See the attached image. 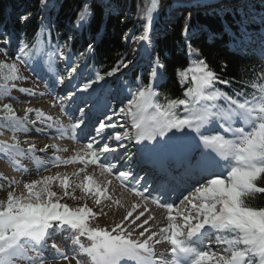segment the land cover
I'll list each match as a JSON object with an SVG mask.
<instances>
[{"label":"snow or ice","instance_id":"snow-or-ice-1","mask_svg":"<svg viewBox=\"0 0 264 264\" xmlns=\"http://www.w3.org/2000/svg\"><path fill=\"white\" fill-rule=\"evenodd\" d=\"M183 4L189 14L177 46L188 63L175 70L182 98H162L159 91L167 78L165 63L153 56L161 0H139L123 36L132 59L121 55L103 73L87 63L99 32L91 43L84 41L83 52L72 49L92 33L98 16L111 14L110 0H71L63 42L54 14L64 0H37L31 34L0 30V136L9 133L0 140V159L21 175L30 172L23 161H31L37 172V178L19 181L0 174V188H12L0 199V264H85V258L88 264H264V206L251 202L264 198V66L248 80L222 78L193 46L199 30L191 24V9L211 5ZM32 18L27 9L17 17L25 26ZM22 67L36 77L31 87L22 86L30 79ZM137 69L134 79H121L116 92L101 96L106 77ZM44 97L59 115L32 106ZM16 104L25 105L22 114ZM53 133L55 140L86 142L64 157L59 153L67 147L37 143ZM133 142L142 159L150 154L151 176L130 167ZM69 165L79 167L52 171ZM114 181L134 199L117 195ZM20 183L18 194L14 186ZM160 245L167 247L158 252Z\"/></svg>","mask_w":264,"mask_h":264},{"label":"trees","instance_id":"trees-1","mask_svg":"<svg viewBox=\"0 0 264 264\" xmlns=\"http://www.w3.org/2000/svg\"><path fill=\"white\" fill-rule=\"evenodd\" d=\"M139 0H110L115 9L111 14H105L103 18L98 16L93 22L92 33L85 32L82 39L73 42V52L79 54L83 52L87 45L85 40L92 42L91 35L100 33L98 46L95 56L88 59L87 63L95 70L107 72L111 70L121 55L127 54V59L131 56V47L126 45L123 39L124 32L132 27V18L136 14V4ZM71 0H64V8L59 13L54 14V22L59 19L62 27L56 31L61 32V42L67 35L63 31L69 23L67 9ZM163 5L162 14L159 17L157 28L160 35L157 39V46L153 56H160L161 61L166 65L167 78L161 85L159 91L163 95L172 98H182L183 87L177 82L175 70L187 65V57L177 46L180 40V29L188 16V11L181 9L179 13H174V5L171 0H161ZM228 9L223 14L216 9L197 10L191 9V24L198 29V38L193 41V46L198 48L211 68L224 79H233L235 81L248 80L253 78V72L259 71L264 66V56L252 50H239L233 45L234 36H240L242 16L237 10V6L226 3ZM244 7V5H242ZM231 8V9H229ZM261 9L260 6H256ZM33 13V18L29 24L21 25L18 22V15L25 13V10ZM37 11V0H0V30L7 29L15 35H19L23 28L28 34H31L36 24L35 13ZM126 14H130L127 23H122ZM171 15L172 17L169 18ZM74 19V17H72ZM244 22L243 26L248 29L253 28V24ZM166 30V31H165ZM15 46V45H13ZM14 55V54H13ZM0 59H4L0 54ZM226 66V67H225ZM23 73V67L21 68ZM139 74V69L135 73H129L124 77L117 74L115 77H106V82L111 89L118 87L121 79H128L131 76ZM23 75H25L23 73ZM26 76V75H25ZM144 81L147 83V73L144 74ZM223 87V86H221ZM15 91L13 95H15ZM254 205L264 206V198H258L251 201Z\"/></svg>","mask_w":264,"mask_h":264},{"label":"rangeland","instance_id":"rangeland-1","mask_svg":"<svg viewBox=\"0 0 264 264\" xmlns=\"http://www.w3.org/2000/svg\"><path fill=\"white\" fill-rule=\"evenodd\" d=\"M235 1V2H234ZM236 1H240V2H236ZM223 2H225V3H228V4H230V5H234L235 3V5L237 6V10H239V11H241V15H243V14H245V15H247V14H250V16L251 17H255V19L256 20H252L253 22H257V24L259 25V26H261L262 25V22H261V17H264V0H247V2H250V3H252L253 2V4H254V12H252V10L251 9H247V3H246V0H233L232 2L230 1V2H227V1H223ZM232 3V4H231ZM244 3V4H243ZM242 4L244 5V7L242 6ZM174 6H176V5H174ZM256 6H260L261 7V9H258V10H256ZM216 7V9H217V11L218 12H220V13H223V11L225 10V9H227L226 8V5H221V6H215ZM112 9H115V7L112 5ZM182 8L180 7H175V9H174V13H179V11L181 10ZM196 9V8H195ZM199 9H201V10H210V8L209 9H203V8H199ZM229 9H231V8H229ZM247 10V11H246ZM240 13V12H239ZM125 14H126V12H125ZM173 15H171V13H170V16H169V18L170 17H172ZM243 18V17H242ZM246 21H248V19L246 18ZM245 25H247V24H245ZM263 28H264V26H263ZM262 27L261 28H259V30L258 31H260L261 30V32L263 33V36L262 37H264V31H262V30H264ZM242 29V28H241ZM245 38H250V39H252V40H257L258 38H259V35L257 34L256 35V33L255 32H250L249 30H246V29H244V27H243V37H242V39L241 40H239V42L238 43H240V44H242V46H243V49L244 50H246V48L247 47H245V46H247V42L246 41H244V39ZM125 43H126V45H128V46H130L131 47V42L130 41H125ZM235 44V43H234ZM239 47H242L241 45H238ZM249 49H252V47H248ZM256 49H258V47L256 48ZM13 48H12V50H11V53L13 52ZM132 56H133V53H132V50H131V59H132ZM24 72H25V75L26 76H30V79L27 81V82H23V84H22V86H24V87H31L32 86V84L33 83H35V81H36V77L35 76H33V75H30V73H29V71L28 70H26L25 68H24ZM40 87H41V89H43V84L41 83V85H40ZM98 88H99V86H97ZM103 89H104V91H102L100 94L102 95V96H105V95H108L110 92H108L106 89H105V87H103ZM15 95H18L19 97H20V99L21 100H25L26 99V97H24L23 95H21V94H19V93H15ZM50 98L49 97H44V98H37V99H34V100H32V106H34V107H40V108H42L41 107V104L43 103V102H46V101H48ZM25 105L24 104H16V105H14V107H16L17 108V111H18V113H20V114H22V109H23V107H24ZM110 107H111V104L109 105ZM43 109V108H42ZM44 111H46V112H48V113H50V114H52V115H59V111H58V107L57 108H51V109H49V110H45V109H43ZM66 118H67V116H61V119L63 120V122L66 120ZM103 119V118H102ZM8 135H9V133L8 132H5V134H4V136H0L2 139H7V137H8ZM52 135V137L53 138H48V137H44V138H40L38 141H37V143H38V145L40 146V147H43V145L44 144H50V143H53V142H58V140H55L54 139V136H55V133H53V134H51ZM20 138L23 140L24 139V136L23 135H21L20 136ZM82 144L83 143H76L74 146H73V149L74 148H79V147H81L82 146ZM61 156H64V157H66V156H68V155H71L72 154V150H69L68 152H62V153H59ZM23 163H24V165L27 167V168H29V170H30V172H29V174H27V175H21V173H19V172H16V171H13L12 170V168L7 164V162L5 161V160H3V159H0V174H2L3 176H6V177H8L9 179H12V178H15L16 180H30V179H35V178H37V172H36V170H35V166H34V164L31 162V161H28V160H25V161H23ZM64 168V166H61L58 170L59 171H61V172H63V169ZM52 171H53V169H52ZM55 172V171H54ZM41 175L42 174H44L43 172H41L40 173ZM0 184H5V181L4 180H0ZM15 190H16V192L19 194L22 190H23V185H22V183H20V184H16L15 186ZM12 190V188H10V187H7L6 185L3 187V188H0V199H4V198H6V193L8 192V191H11ZM124 190V189H123ZM70 204L71 203H73L72 201H68ZM90 206H91V204H90ZM117 219H118V217H117ZM106 222L107 221H102V222H100V226L101 227H104L105 226V224H106ZM61 239L62 238H58L57 239V241H56V243L57 244H61ZM82 242H85V243H87L86 241H82ZM69 243H70V241H69ZM61 246H63V245H61ZM51 264H58V262L57 261H52L51 262ZM72 264H75V261H73L72 262ZM85 264H88V262H87V258H85Z\"/></svg>","mask_w":264,"mask_h":264},{"label":"bare ground","instance_id":"bare-ground-1","mask_svg":"<svg viewBox=\"0 0 264 264\" xmlns=\"http://www.w3.org/2000/svg\"><path fill=\"white\" fill-rule=\"evenodd\" d=\"M246 3H248V5L249 6H247L249 9H251L252 11H254V4L253 5H251L252 3H250V2H247V0H246ZM204 8H205V6H203ZM206 9H209V8H206ZM247 28V27H246ZM247 44H248V46L250 47V45H251V42H247ZM41 107L43 108V109H45V110H49V109H51V107H50V105H49V103H48V101H46V102H43L42 104H41ZM57 143V142H56ZM62 147L63 146H66L69 150H72L73 149V144H71L72 143V141L71 140H68V139H64V140H62V141H60V142H58ZM76 167H79V165H69V166H67V167H64L63 169V172L64 171H67V172H72ZM91 170V169H90ZM54 171H59L58 169H53V172ZM112 187H113V189H114V191H115V193L117 194V195H120L121 193H123V197H124V199L126 200V201H131V200H133L134 199V197H132V196H130L127 192H125L122 188H120L119 186H118V184L116 183V181H114L113 182V185H112ZM117 218V217H116ZM112 219V217H108V218H105V219H101L100 221H99V223L100 222H102V221H110ZM157 219L159 220L160 219V216H159V213L157 214Z\"/></svg>","mask_w":264,"mask_h":264},{"label":"water","instance_id":"water-1","mask_svg":"<svg viewBox=\"0 0 264 264\" xmlns=\"http://www.w3.org/2000/svg\"><path fill=\"white\" fill-rule=\"evenodd\" d=\"M173 2L174 5L178 6V7H181V8H184V4H183V0H171ZM223 1H227V2H232L233 0H205V3L208 4V5H211L214 6V5H218L220 3H222ZM203 7V4L202 6ZM204 8V7H203ZM205 8H210V7H205Z\"/></svg>","mask_w":264,"mask_h":264}]
</instances>
